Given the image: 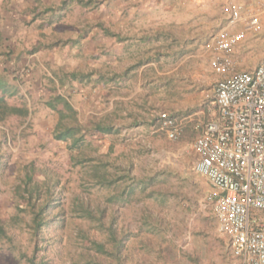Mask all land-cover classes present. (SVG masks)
<instances>
[{
    "label": "rangeland",
    "instance_id": "obj_1",
    "mask_svg": "<svg viewBox=\"0 0 264 264\" xmlns=\"http://www.w3.org/2000/svg\"><path fill=\"white\" fill-rule=\"evenodd\" d=\"M14 6V0H0V14H13ZM115 8L125 47L112 65L99 67L97 79L68 88L73 113L59 99L57 62L49 70L54 81L33 78L22 87L25 96L6 97L30 113L0 123V224L8 236L0 239V264H239L213 217V191L193 170L198 126L185 128L183 120L198 118L192 116L197 112L206 118L211 110V47L227 26L228 3L125 0ZM50 36L43 39L46 48L54 43ZM232 60L237 71L263 62L264 30L248 36ZM160 113L182 122L177 140L160 131ZM95 124L113 130L99 133ZM78 126L79 148L54 138L56 128ZM95 164L114 182L96 185L90 177ZM28 183L39 187L31 204H46L49 217L36 235L28 196L21 197ZM78 207L93 218L80 216ZM111 228L124 236L118 253ZM91 241L105 252L93 250Z\"/></svg>",
    "mask_w": 264,
    "mask_h": 264
},
{
    "label": "built area",
    "instance_id": "obj_2",
    "mask_svg": "<svg viewBox=\"0 0 264 264\" xmlns=\"http://www.w3.org/2000/svg\"><path fill=\"white\" fill-rule=\"evenodd\" d=\"M197 6L212 0H174ZM227 26L213 37L209 69L216 76L208 120L192 149L194 172L212 189V214L239 264H264V61L234 68L232 54L264 30V0H226ZM159 129L177 140L181 125L167 113Z\"/></svg>",
    "mask_w": 264,
    "mask_h": 264
},
{
    "label": "crops",
    "instance_id": "obj_3",
    "mask_svg": "<svg viewBox=\"0 0 264 264\" xmlns=\"http://www.w3.org/2000/svg\"><path fill=\"white\" fill-rule=\"evenodd\" d=\"M122 1L125 0H14L18 6L13 14L5 18V13L0 14V79L16 92L9 97L25 96L22 87L33 78L52 79L49 70L57 62L63 92L59 99L68 104L72 83L97 79L99 67L112 65L125 47L120 39L123 27L115 22L121 14L115 6ZM48 34H52L54 43L46 48L43 39ZM45 49H50L46 57L49 61ZM168 115L181 125L176 117ZM192 116L199 117L183 119L187 120L185 128L200 129L209 112L206 118L202 112Z\"/></svg>",
    "mask_w": 264,
    "mask_h": 264
},
{
    "label": "trees",
    "instance_id": "obj_4",
    "mask_svg": "<svg viewBox=\"0 0 264 264\" xmlns=\"http://www.w3.org/2000/svg\"><path fill=\"white\" fill-rule=\"evenodd\" d=\"M16 92L14 91L13 87H10L4 80L0 79V123H3L11 116H16L19 118H26L28 116V109L26 106H10L7 101L6 97L14 95ZM66 109L73 113L71 107L65 103ZM159 125V124H158ZM92 130L97 131L103 134H109L112 132V128L108 126H103L101 124H95L92 127ZM80 127L75 128H63L59 129L56 128L54 133V138L58 141L65 142L67 140H72L70 145V149L79 148V144L82 142V137L77 138L76 134L80 133ZM90 177L94 181L96 185L101 187L108 186L114 182L112 176L109 175L104 167L99 164L92 165L90 168ZM30 182V179H28ZM23 194H27L28 196V211L31 215L29 228L32 231V234L36 235L49 221V217L46 215V204L41 205L36 209L34 204H31V200L34 194L39 195V187L37 185H33L29 187V183L26 184L22 190L21 197ZM20 195V193H19ZM76 212L80 214L82 217H86L92 219L93 216L90 211L84 209L83 207L76 208ZM109 234L111 237V241L114 245V252L118 253L123 247L124 243V236L121 234L119 237L117 236L114 229H109ZM0 239H8L6 230L3 225L0 224ZM90 246L93 250L98 253H104V246L100 243H96L94 241L90 242ZM29 264H36L32 260H29Z\"/></svg>",
    "mask_w": 264,
    "mask_h": 264
}]
</instances>
